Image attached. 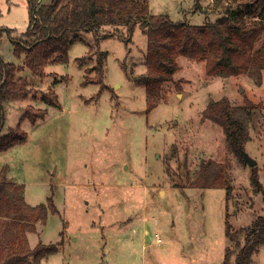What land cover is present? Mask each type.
Returning a JSON list of instances; mask_svg holds the SVG:
<instances>
[{"label": "rangeland", "instance_id": "rangeland-1", "mask_svg": "<svg viewBox=\"0 0 264 264\" xmlns=\"http://www.w3.org/2000/svg\"><path fill=\"white\" fill-rule=\"evenodd\" d=\"M241 3L148 0L151 13L168 14L173 21H215L227 8L235 17L241 10L244 19L257 20ZM27 25L26 0H0V29L20 37ZM75 33L79 38L68 49V61L47 65L51 74L42 78L29 71L28 97L4 105L0 135L19 125L27 138L0 152V170L7 167L9 180L24 184L27 203H45L52 195L57 208L27 235L31 247L57 246L39 264H223L230 246L226 214L239 229L264 214V201L250 184L251 166L228 149L222 128L203 111L222 96L250 110L244 151L257 161L263 182L264 70L257 85L246 74L209 76L203 61L179 56L173 79L163 83L159 102L147 111L145 84L139 80L146 70L142 28L135 27L129 42L125 28L122 35L98 40L84 31L68 38ZM101 52L102 78L96 66ZM0 54L7 62L21 61L5 30ZM98 78L101 83L94 82ZM50 86L59 107L41 99ZM30 106L45 108V116L34 123L22 118ZM206 158L226 168L230 198L222 188L176 186L185 173L193 178ZM249 264H264V244Z\"/></svg>", "mask_w": 264, "mask_h": 264}, {"label": "trees", "instance_id": "trees-1", "mask_svg": "<svg viewBox=\"0 0 264 264\" xmlns=\"http://www.w3.org/2000/svg\"><path fill=\"white\" fill-rule=\"evenodd\" d=\"M218 4L221 0H213ZM28 25L20 37L13 36L10 28L0 29V39L5 30L13 46V54L21 58L19 63L7 62L0 54V132L5 120L4 105L9 101L23 100L31 91L27 74L44 77L47 65L66 63L71 43L79 38L78 33L90 32L98 38L122 35L125 28L131 40L137 25L146 35L145 67L139 76L145 84L146 110L150 111L160 100L163 83L171 81L178 70L177 58L203 61L209 76H237L246 74L260 85L264 70V0H242L241 5L257 20L226 14L215 21L190 24L186 17L173 21L168 14L150 12L148 0H26ZM262 3V4H261ZM197 4V0H195ZM185 13V12H184ZM113 27L111 32L103 31ZM103 31V32H102ZM96 40V42H97ZM103 53V52H101ZM103 55V56H102ZM97 58L98 75H104V53ZM77 60L81 64V58ZM20 73H24L23 75ZM101 83V79L94 82ZM101 85L100 89H105ZM41 99L52 106L60 105L57 93L49 87ZM46 109L28 107L22 118L35 122L45 116ZM203 116L218 124L224 134L228 149L246 163L243 157L245 143L250 139L248 124L250 110L245 106L231 104L226 96L208 101ZM27 134L20 126L0 135V152L25 142ZM178 187L222 188L225 198H230L232 186L224 165L211 158L202 159L193 178L183 174ZM250 184L254 193H260L264 201V181L260 180L256 165L251 167ZM56 213L52 195L45 203L31 205L24 198V184L7 177V167L0 170V264H39L46 255L55 252V244L38 242L31 247L28 233L35 230L37 222L45 223L47 213ZM225 235L230 246L225 247L223 264H249L259 245L264 244V214H257L250 224L233 228L225 217Z\"/></svg>", "mask_w": 264, "mask_h": 264}, {"label": "water", "instance_id": "water-1", "mask_svg": "<svg viewBox=\"0 0 264 264\" xmlns=\"http://www.w3.org/2000/svg\"><path fill=\"white\" fill-rule=\"evenodd\" d=\"M243 157L249 166L252 167V166L256 165L257 161L255 159H253L252 157H250L245 151H243Z\"/></svg>", "mask_w": 264, "mask_h": 264}, {"label": "crops", "instance_id": "crops-1", "mask_svg": "<svg viewBox=\"0 0 264 264\" xmlns=\"http://www.w3.org/2000/svg\"><path fill=\"white\" fill-rule=\"evenodd\" d=\"M150 9V8H149ZM48 72V71H47ZM16 183H19V182H16ZM24 198H25V194H24ZM26 200V199H25Z\"/></svg>", "mask_w": 264, "mask_h": 264}]
</instances>
